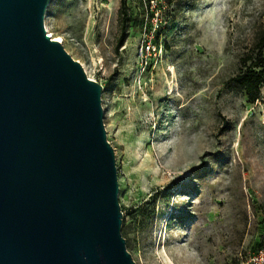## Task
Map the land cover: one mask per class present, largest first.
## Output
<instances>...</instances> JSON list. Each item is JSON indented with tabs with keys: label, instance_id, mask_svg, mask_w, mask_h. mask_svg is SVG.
Instances as JSON below:
<instances>
[{
	"label": "rangeland",
	"instance_id": "1",
	"mask_svg": "<svg viewBox=\"0 0 264 264\" xmlns=\"http://www.w3.org/2000/svg\"><path fill=\"white\" fill-rule=\"evenodd\" d=\"M120 5L48 0L44 27L102 85L127 250L136 264H264V85L248 102L230 80L264 0H125V24Z\"/></svg>",
	"mask_w": 264,
	"mask_h": 264
},
{
	"label": "water",
	"instance_id": "2",
	"mask_svg": "<svg viewBox=\"0 0 264 264\" xmlns=\"http://www.w3.org/2000/svg\"><path fill=\"white\" fill-rule=\"evenodd\" d=\"M47 2L0 0V264H136L102 85L46 33Z\"/></svg>",
	"mask_w": 264,
	"mask_h": 264
},
{
	"label": "trees",
	"instance_id": "3",
	"mask_svg": "<svg viewBox=\"0 0 264 264\" xmlns=\"http://www.w3.org/2000/svg\"><path fill=\"white\" fill-rule=\"evenodd\" d=\"M122 23L128 21V14L125 7V0H121L119 7ZM125 38V27L122 28L118 42ZM264 30L256 38L250 52L240 57L239 70L230 78L233 85L240 88L248 102H253L260 97V88L264 85Z\"/></svg>",
	"mask_w": 264,
	"mask_h": 264
},
{
	"label": "built area",
	"instance_id": "4",
	"mask_svg": "<svg viewBox=\"0 0 264 264\" xmlns=\"http://www.w3.org/2000/svg\"><path fill=\"white\" fill-rule=\"evenodd\" d=\"M143 29L146 31V23L144 24ZM147 33H145V38L142 39L140 45L141 52V62H144L146 65L150 60L155 57L158 53V49L156 47V43L152 41V39L146 38Z\"/></svg>",
	"mask_w": 264,
	"mask_h": 264
},
{
	"label": "bare ground",
	"instance_id": "5",
	"mask_svg": "<svg viewBox=\"0 0 264 264\" xmlns=\"http://www.w3.org/2000/svg\"><path fill=\"white\" fill-rule=\"evenodd\" d=\"M52 38H54V39H56V40H58V41H60V42H63V39L60 37V36H58V37H53V35H51V34H49Z\"/></svg>",
	"mask_w": 264,
	"mask_h": 264
}]
</instances>
